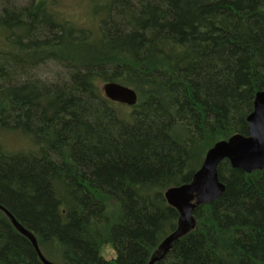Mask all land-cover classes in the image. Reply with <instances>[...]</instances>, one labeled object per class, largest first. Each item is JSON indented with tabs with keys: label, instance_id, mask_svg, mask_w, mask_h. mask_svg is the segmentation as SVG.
I'll return each mask as SVG.
<instances>
[{
	"label": "trees",
	"instance_id": "16d2710c",
	"mask_svg": "<svg viewBox=\"0 0 264 264\" xmlns=\"http://www.w3.org/2000/svg\"><path fill=\"white\" fill-rule=\"evenodd\" d=\"M99 1L91 30L44 1L0 0V133L31 144L0 147V206L51 264H148L177 228L164 192L247 135L264 90V0ZM48 63L60 71L39 79ZM106 83L136 104L107 100ZM217 175L223 194L155 264H264V169L224 160ZM0 264H41L2 211Z\"/></svg>",
	"mask_w": 264,
	"mask_h": 264
},
{
	"label": "water",
	"instance_id": "95a60500",
	"mask_svg": "<svg viewBox=\"0 0 264 264\" xmlns=\"http://www.w3.org/2000/svg\"><path fill=\"white\" fill-rule=\"evenodd\" d=\"M101 90L107 100L133 107L137 102L135 91L117 83L103 84ZM253 111L247 117V135H235L227 141L216 143L207 151L203 164L194 174L190 183L167 189L163 197L167 204L179 214L176 230L158 247L156 254L148 264L162 260L171 250L173 243L189 230L195 222L192 213L200 205H208L217 200L224 192V185L219 182L218 165L227 160L232 168L250 174L264 169V90L258 92L254 99ZM13 227L31 243L41 264H51L42 255L36 239L26 231L15 218L0 206Z\"/></svg>",
	"mask_w": 264,
	"mask_h": 264
},
{
	"label": "rangeland",
	"instance_id": "374dc122",
	"mask_svg": "<svg viewBox=\"0 0 264 264\" xmlns=\"http://www.w3.org/2000/svg\"><path fill=\"white\" fill-rule=\"evenodd\" d=\"M30 0H15L18 7H25ZM44 1L51 8L52 12L63 19H66L74 26L81 29L95 30L97 22H94L93 13L90 11V4L94 6L93 0H39ZM107 1V0H106ZM99 2H102L100 0ZM97 2V3H99ZM105 2V1H104ZM93 19V21H92ZM93 24V25H92ZM95 25V26H94ZM3 47L2 41L0 48ZM33 71V70H32ZM31 71V72H32ZM37 71V72H36ZM34 72L37 77L42 80H50L56 75L60 69L57 64L48 63L41 65ZM28 140L18 133H0V147L7 152H20L30 147ZM104 258L109 260L114 258V253L110 249L104 250Z\"/></svg>",
	"mask_w": 264,
	"mask_h": 264
}]
</instances>
